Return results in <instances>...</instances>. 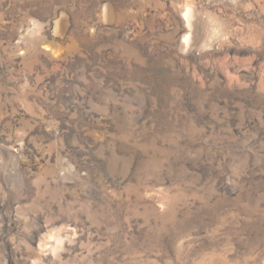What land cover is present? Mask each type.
I'll use <instances>...</instances> for the list:
<instances>
[{
	"label": "rangeland",
	"instance_id": "1",
	"mask_svg": "<svg viewBox=\"0 0 264 264\" xmlns=\"http://www.w3.org/2000/svg\"><path fill=\"white\" fill-rule=\"evenodd\" d=\"M0 264H264V0H0Z\"/></svg>",
	"mask_w": 264,
	"mask_h": 264
},
{
	"label": "bare ground",
	"instance_id": "2",
	"mask_svg": "<svg viewBox=\"0 0 264 264\" xmlns=\"http://www.w3.org/2000/svg\"><path fill=\"white\" fill-rule=\"evenodd\" d=\"M193 16L196 17V11L193 6L186 7L182 15L185 25H183L181 48L184 50L192 48L198 40V21L195 24Z\"/></svg>",
	"mask_w": 264,
	"mask_h": 264
}]
</instances>
